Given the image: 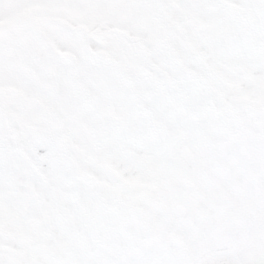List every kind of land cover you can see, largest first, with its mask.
<instances>
[{
    "label": "snow or ice",
    "instance_id": "snow-or-ice-1",
    "mask_svg": "<svg viewBox=\"0 0 264 264\" xmlns=\"http://www.w3.org/2000/svg\"><path fill=\"white\" fill-rule=\"evenodd\" d=\"M0 264H264V0H0Z\"/></svg>",
    "mask_w": 264,
    "mask_h": 264
}]
</instances>
